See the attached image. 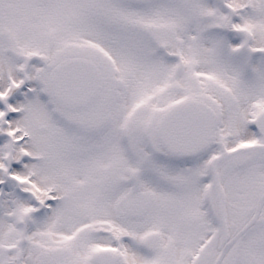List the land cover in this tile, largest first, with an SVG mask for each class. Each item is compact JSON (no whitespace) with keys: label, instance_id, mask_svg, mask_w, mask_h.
<instances>
[{"label":"snow or ice","instance_id":"snow-or-ice-1","mask_svg":"<svg viewBox=\"0 0 264 264\" xmlns=\"http://www.w3.org/2000/svg\"><path fill=\"white\" fill-rule=\"evenodd\" d=\"M0 264H264V0H0Z\"/></svg>","mask_w":264,"mask_h":264}]
</instances>
